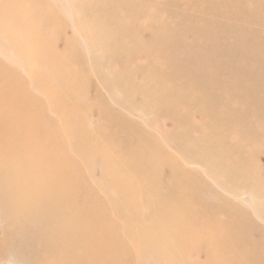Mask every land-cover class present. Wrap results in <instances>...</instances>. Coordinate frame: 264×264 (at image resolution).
<instances>
[{
  "label": "bare ground",
  "instance_id": "bare-ground-1",
  "mask_svg": "<svg viewBox=\"0 0 264 264\" xmlns=\"http://www.w3.org/2000/svg\"><path fill=\"white\" fill-rule=\"evenodd\" d=\"M2 1L6 5L18 6V8H22L25 3L30 2V0H26L27 2L24 0L25 3L21 5V1L17 0L10 2L1 0V3H3ZM114 2L115 0L112 3ZM214 2L231 3L237 8L236 13L243 15L247 20H253L259 16L264 23V0H214ZM68 3H64L65 6H68ZM32 6L33 4L29 8L31 9ZM48 6L50 8V3ZM12 7H9L10 11L14 10ZM65 12L68 15V11L65 10ZM186 12L181 17L184 22L189 20V13L186 14ZM45 18L44 16V18L37 19L44 21ZM50 18H52L51 15ZM63 19L65 20V18ZM117 19H121L119 22H122V16ZM112 20L114 19L111 18L110 21ZM217 21V19L216 21L212 20L203 27L191 25L190 32L196 35L195 43L191 46L185 44L184 40L179 41L178 37L176 40L173 39L167 31L162 32L161 40L164 43L162 50L158 51L169 52L166 48L174 46V49H171L169 54L167 53V56H171L167 57L169 60H161L164 65L175 61L174 59L180 60L179 62L189 59L188 62L194 66L195 74L192 73L191 77L193 82L190 78L187 80L188 91L183 94L185 98L192 99L182 105L188 112H199L201 115L200 124L209 129L200 138H194L190 135L194 124L189 118L186 117L184 121H180L174 116L175 128L181 124L185 125L183 144L169 140L180 152L178 158L166 152L164 149L166 142L163 144L156 142L144 130L150 125L149 119L146 118L147 115L158 111L155 104H162L159 99H149V93H145L147 96L142 94V98L140 97L141 103L136 102L134 100L135 89L139 91L140 86L135 85L133 89L135 94L133 93L128 100H125V95L122 99L117 98L120 89L112 90V94L108 93L109 98L105 96L112 102L117 100L116 106H120L129 114L124 116L120 112H116L114 107H109L106 104V107L100 110L101 118H106L105 120H107V116L111 118L109 125L116 130L115 138L121 144L120 156H122H115L114 182L107 183L111 189L107 190L100 185L107 195L105 202H101L100 196L95 193L92 184L97 181L95 170L78 169L73 161H67L71 151L65 154L61 151L77 141V131L78 138L80 132L89 137L91 131L78 130L81 123H84L85 126L88 125L85 117L76 119L81 111L86 113L85 106L82 108L80 104L73 102L75 105L71 109V103H68V106L65 105L67 109L64 110L67 115L58 119L60 121L49 122L57 128L53 129L54 132H60L58 138L47 133L42 136V132L36 134L39 128L43 129V120L34 118V121L30 118L34 114V105L30 100H27V81L21 84L17 82L16 77L7 78L4 76V73L12 71V68L6 63L13 62L19 66L21 63L17 59L8 58L0 53V56L6 60L3 61L6 66L0 67L1 91L9 98L8 103H0V114L3 115V118L0 117V152L8 153V155H3L0 164L5 165L10 159L27 161V145L36 149L30 153L33 156L29 158L33 165L23 168L19 172L23 179L15 185L19 188L16 192L20 196L19 203L14 197L16 187L9 186L17 180L16 173L8 169L7 177V174L4 173L5 170L0 172V186H6L11 190L9 196L1 198L2 203L8 202L10 206L5 218L8 232L12 227L11 233L18 241V248L27 255L29 264H146L148 259L152 262L151 264H157L161 259H166V264H172L171 251L196 253L199 258L195 264H237L236 257H244L239 264H264V230L262 239L259 242H254L251 233L256 228V224L248 210L251 209L258 220L264 221V202L260 195L258 196L264 191V186L258 187L260 183L254 180L251 174L244 176L251 168L249 158H253L256 154V151L249 152L251 148L255 147L253 143L256 139L252 138L238 124L244 119L241 116L243 113L246 114L245 117L251 116L249 114L260 112L264 106V31H258L257 34H254L256 38L252 39L250 37L252 33L249 30L235 24L223 25ZM104 23L107 25L106 22ZM23 30L27 33L25 29ZM182 31V28L176 29L177 34H182ZM136 32L137 30L134 33L135 36H137ZM43 36L45 38L46 34L43 33ZM41 42L42 47L39 43L34 46L37 55L33 54L31 59L28 57L31 64L34 66H38V63L56 66L57 61L62 63L64 57L39 53L41 48L47 51L45 41ZM70 42L68 41V43ZM82 44L81 46H83ZM49 50L53 53L55 51L51 48ZM155 56L161 59L157 53ZM161 56L162 58L166 57L165 54H161ZM93 61H95V57ZM153 62L155 64V61ZM166 62L167 64H165ZM195 62H201L203 65L197 68ZM153 64L151 67L154 66ZM98 66L96 64L95 68ZM69 67L74 68L73 66ZM22 68H24L23 64ZM122 68L121 70H123ZM149 72L152 75L157 71ZM54 73L52 72V74ZM135 73L137 71L128 70V74ZM80 74L82 75V73ZM45 76V79L50 78L47 74ZM58 76L62 77L59 74ZM64 76L66 77V74ZM195 76L201 81L200 83H196ZM81 78L76 79L80 80ZM126 78L129 81L131 77H123V79ZM148 78L146 76L144 80H149ZM57 79L55 80L57 81ZM146 83H149V86L156 85L150 80ZM65 85L66 90H70L73 86L70 81ZM116 85L118 86V84ZM178 87L179 85L175 88L177 94ZM17 90L24 93L21 100L15 98L14 92ZM60 95L65 94L61 93ZM225 95L227 101L223 99ZM233 98L234 103L237 104L236 111L231 108ZM98 99L104 101L103 97ZM149 101L153 104H147L146 107L142 105ZM68 107L71 109L70 112ZM73 121H78L80 125L74 126ZM109 125L105 127L108 129ZM227 125H231V127ZM230 128L234 129L233 132L224 133L231 131ZM262 132L263 135L257 139L264 140V129ZM32 134L39 137H32ZM62 140L63 144H61ZM242 140L243 142L239 144V141ZM236 142L238 144L234 145ZM39 143L41 145L36 148V144ZM201 147H203L202 151H200ZM152 150L156 151L152 153ZM259 152L264 154V150H259ZM42 154L46 156V163L38 162V159L42 158ZM96 157L94 158L96 159ZM91 163L92 161L86 167ZM183 165H191L195 170L189 172L183 168ZM142 172H152L156 175L147 180ZM129 177H132L130 181L127 180ZM176 177H178L177 180ZM160 179L170 182L173 190L171 194L163 196L157 192L156 182ZM140 182L146 183L143 192H137L134 187L135 183ZM178 187L180 188L178 189ZM195 188L204 194L193 198L191 194L194 195ZM207 194L212 196L211 202L209 200L210 203L207 202ZM225 196L233 200H227ZM192 202L195 204L193 205ZM136 204H142V208L149 211V215L138 219V222L131 221V212L127 210ZM243 204L247 206L245 207ZM220 211L226 213L223 222L217 220ZM114 216L118 218L119 225L117 227L111 225ZM126 226H131L136 231L128 233ZM107 230L110 232L113 230L115 234H109ZM147 230H152L154 235L146 236ZM166 232L172 233L171 237ZM196 235H201L202 238L201 236L196 237ZM124 240L129 244H123L125 247L121 251L119 246ZM233 241L241 244L242 248L233 245ZM184 243L188 245L186 246ZM8 248L10 249V246ZM111 251L114 252L110 254Z\"/></svg>",
  "mask_w": 264,
  "mask_h": 264
},
{
  "label": "rangeland",
  "instance_id": "rangeland-1",
  "mask_svg": "<svg viewBox=\"0 0 264 264\" xmlns=\"http://www.w3.org/2000/svg\"><path fill=\"white\" fill-rule=\"evenodd\" d=\"M5 1L10 2L11 0ZM17 1H21L20 4L23 5V3L27 2L28 0H25V2L24 0ZM41 1L42 0H30V2L28 1L29 3H25V6H22V8H18V6L12 7L6 5L4 1H2L3 3H1L0 0V53L8 58L11 57L17 59L21 63V66L13 62L6 63L12 68V71L4 73V76L7 78L16 77L17 82L21 84L27 81V100H30L34 105V114H32L30 118L34 121V118L43 120V129L39 128L36 134H38V132H42V136L47 133L52 137L58 138L60 132L58 130V132H54L53 129L57 128L52 126L49 122L60 121L58 119L64 118V115H67L64 110L67 109L68 103H71V107L69 106L71 109L75 105L74 103L80 104L82 108H84L85 106L86 113H83L81 111V114L79 115V117H76V119L79 120L80 118L85 117V121L88 125L85 126L84 123H81V127L78 130L87 129L88 132L91 131L89 137L84 136L83 133L80 132V136L78 138L77 131V141L74 142V144L72 143L70 146L65 147V149H62L61 151L63 152V154L71 151L70 155H68L70 157L68 158V160H65H67L68 162L73 161L78 169L95 170L97 181H94L92 184L95 189V193L100 196L99 199L101 200V202H105L107 198V195L101 189V186H104L107 190L111 189V187L108 186L107 183H112L113 176L116 173V170L114 169L116 164L114 162L115 156H122H120L121 144L118 142L117 138H115L116 130L109 125L111 118L109 116H107V120H105L106 118H101L99 115L100 110L108 105L109 107H114L116 112L118 111L124 116L129 115L124 109H121L120 106H116L118 104L116 103L117 100H114L112 102L110 99H107L109 98L108 93L112 94V90L120 89L117 98L122 99L125 95V100H128V98L134 93V85L140 86L139 91L135 89L136 95L134 96V100L136 102L141 103V95L143 94V96H147L148 93L150 95L149 99L160 100V102L162 103L161 105L155 104L158 111L149 113L147 115L146 118L149 119L148 122H150V125L144 130L148 133L149 136H152L156 142H161L162 144L163 142H166V144L164 145V149L166 150V152L176 156L177 158L180 152L175 149V146H173V144L169 140L171 139L174 143L176 141L178 143L181 142L180 144H183V137H185V125L181 124L178 128H175L174 116H176V118L180 121H184L186 117L189 118V120L194 124L193 128L190 130V135L194 138H200L202 135H204V133H207L209 131L207 127H204L200 124L201 115L199 112H188L183 106L192 99L185 98L183 94L188 91L186 86L187 80L190 78V80L192 81L191 77L193 76L192 73H194V66L193 64L188 62L189 59L181 62H179L180 60L177 61L176 59H174L175 61H171V63H169L168 65H164V62L161 60H169L167 57L171 56L167 55L169 54L171 49H174V46L173 48H166L169 50V52L158 51L162 50V44L164 43L161 40L163 38H161V36H163V33L167 31L168 33H170L169 36L173 39L176 40V37H178L179 41L184 40L183 42L185 44H189L191 46L195 43L196 40L195 33L190 32L191 25L203 27L212 20L216 21V19L220 22V24H235L249 30L252 33L250 34V37L252 39L256 38V35L254 34H257L258 31H264V23L261 21L259 16H257L253 20H247L243 17V15L236 13L237 8L233 4L221 2L215 3L214 0H172V2H170V0H115L116 3H112L114 0ZM38 2H40L41 4ZM66 2H69L67 4L68 6H65ZM49 3L51 5L50 8L48 6ZM32 4L34 7L32 6L30 9L29 7ZM131 5L133 8L131 7ZM9 7H12L14 10L10 11ZM36 10L39 12H37ZM65 10L68 11V15ZM69 10H71L70 14ZM50 12L52 13L50 14ZM63 12L65 13V15H63ZM185 12L186 14L189 13V20H187V22L185 21L186 23L181 20L182 14H184ZM59 13L61 15V18H59ZM38 14H40L43 18L44 16L46 17L44 21L43 19L39 20L41 19V17ZM109 14L111 15L109 16ZM47 15L49 16V18ZM50 15L52 16V18H50ZM121 16L122 22H119L121 21V19L117 18H121ZM62 17L65 18V20ZM106 17H108L109 20L106 19ZM111 18H113L114 20L110 21ZM103 22H106L107 25H105V23L103 24ZM123 22H125L126 24ZM121 23L123 24L121 25ZM22 28L25 29L27 33ZM123 28L125 31L122 30ZM177 28L183 29L182 34L176 33ZM120 30L122 32L121 34ZM136 30L137 36H135L134 34ZM116 31L119 33H117ZM129 31L132 34H130ZM43 33L46 34L45 38H43ZM73 35L75 41L73 40ZM43 40L45 41L47 51L41 48V51H39V53L41 52L43 54H53L57 57L61 56V58L64 57V60L62 59V63L61 61H57L56 66H52L49 64L40 65L39 63L38 66H34L33 64H31L30 59L33 57L32 55H37L34 46L36 45V43H39L41 46V41ZM68 41H71V45L70 43H68ZM76 42L80 46H78ZM81 44L83 46H81ZM92 45H94V48L92 47ZM49 48L53 50L55 49L54 53L50 52ZM146 49L150 51H147ZM155 50L158 57H160L161 59L156 58ZM70 51H72V54L76 55H72L71 53H69ZM161 54H165L166 57L162 58ZM87 56L90 58V61ZM186 56L189 58L188 55ZM28 57L30 59H28ZM94 57L95 61H93ZM152 60L155 61V64H153L154 62ZM3 61L6 60L3 59L2 56H0V67L6 66ZM93 63L95 64V66L96 64L97 66L99 65L97 67L99 70L95 68V66H92L94 65ZM22 64L24 68H22ZM83 64L85 68L82 66ZM152 64L154 66L151 67ZM165 64H167V62ZM202 65L203 63L201 62H195V67L197 68H200ZM69 66H73L74 68H71ZM121 68L123 70H121ZM129 68L132 69V71H137V73L128 74V70H130ZM79 69L81 70V72ZM153 70H156L157 72L151 75L149 71L152 72ZM52 72H56L57 74L54 73V75L52 74ZM40 73L41 75H38ZM80 73H82V75ZM45 74H47V76L50 78L45 79ZM58 74L62 75V77L58 76ZM65 74L66 77L64 76ZM121 76H123L124 78H131L128 81V78L123 79V77L121 78ZM146 76L149 77L148 79L151 82H155L156 85L149 86V83H146L149 82V80H144ZM71 77L73 78L72 80ZM80 77H82L80 80L76 79ZM56 78H58L57 81L55 80ZM195 79L196 83L201 82L196 76ZM68 81L73 84L70 90H66L65 84H68ZM122 81H124L123 84H121ZM115 82L116 84H118V86L116 84H113ZM103 84L105 85V87ZM110 84L113 86H111ZM126 85L128 87L129 85H132L133 87L130 86L128 89ZM177 85H179L177 89L178 94L175 91ZM144 88H146L147 90ZM14 93L15 98H19V100L24 97V93L20 90H17ZM61 93H64L65 95H60ZM99 93L101 96L98 95ZM129 93H131V95H128ZM99 97H103L104 101H99ZM223 99L227 101V96L225 95ZM8 102L9 98L1 91L0 85V103L5 104ZM147 104L149 105L153 103L151 101H149L148 103H142L144 107H146ZM231 104V108L233 109V111H236L237 104L234 103V98ZM69 107L68 110L70 112L71 109ZM245 112L247 113L248 110L246 109ZM249 115L251 116L245 117L246 114L243 113L241 116H243L244 119L238 122V124H240L252 138L256 139L253 143L255 147L249 150V152L256 151V154L253 158H249V160L251 161V168L248 169L247 173H245L244 176L251 174L253 176V179L260 183L258 187H262L264 186V154L259 152V150H264V140H260L257 138L263 135L262 130L264 129V106H262L260 112L251 113ZM0 117L3 118V115L0 114ZM73 125L79 126L80 123L78 121H73ZM108 125L109 128L107 129L106 127ZM227 126L231 127V125ZM230 129L231 131L224 133L229 134L233 132L234 129ZM36 134H32L31 136L39 137ZM168 135H170V137H168ZM59 140L61 139L59 138ZM240 142H243V140L239 141V144ZM63 143L64 141L62 140L61 144ZM237 144L238 143L236 142L234 145ZM39 145L41 144H36V148H38ZM201 148L202 149L200 151L203 150V147ZM34 150L36 149L30 147V145H27V161L10 159V161L5 165L3 163L0 164L2 165L0 166V172H2V170H5L4 173L7 174V177L8 169L16 173L17 180L9 186L15 188L16 183L23 180L20 177L19 172L21 169L28 168L30 167V165H33L32 161L29 158L33 156V154L30 153ZM155 151L156 150H152V153H154ZM5 154L8 155V153L3 154V152H0V160L3 159V155ZM94 157H96V159ZM46 161V156L43 154L42 158L38 159L39 163H46ZM90 161H92V163L88 167H86L87 164L90 163ZM62 165H64V163H62ZM183 168L189 172L195 170V168H192L191 165H183ZM142 173L147 180H150L154 175H156L152 172ZM244 178L249 179L247 177ZM131 179L132 177L127 178L128 181H130ZM175 179L177 180L178 177H176ZM145 184V182L135 183L134 187L137 192H143L145 191ZM0 187V264H29L27 255L20 248H18V241L13 237V233H11L13 231L12 227L8 232V225L7 221L5 220L6 213L10 209V206L8 202L2 203L1 198L2 196H9L11 194V190H9L6 186ZM156 188L157 192L163 196H167L173 191L170 182L167 180H158L156 182ZM179 188L180 187H178V189ZM174 189L177 190V188L175 187ZM18 190L19 188L16 187L14 197L19 203L20 196L16 194ZM201 194H204V192L196 190L195 188V193L194 195L191 194V196L195 198L200 196ZM259 195L262 202H264V191H262L261 194H258V196ZM206 197L208 198V200L206 198L207 202L210 203L212 200V196H209V194H207ZM225 197L227 198V200H233L228 196ZM192 204L194 205L195 202H192ZM243 205H245V207L247 206L246 204ZM127 210L131 212V221L135 222H138V219H141L143 216L149 215V211L146 208H142V204H136L133 207L128 208ZM248 210L251 213L253 222L256 224V228L251 233L252 240L254 242H259L262 239L264 221L258 220L255 217L253 211L251 209ZM225 218L226 213L224 211H220V213L217 215V220L219 222H223ZM111 225L113 227H117L119 225L118 218L116 216L112 218ZM126 228H128V233H133L134 231H136L131 226H126ZM130 230L131 232H129ZM152 230H147L146 236L154 235V232ZM107 232L109 234H115L113 230L112 232L107 230ZM9 233L11 234L9 235ZM166 233L171 237L172 233ZM198 236L200 237L201 235H196V237ZM123 244L128 245L129 243L124 240L119 246V250L121 251L125 247ZM184 245L187 246L188 244L184 243ZM233 245H238L239 248H242L241 244L236 241H233ZM8 246H10V249L8 248ZM113 252L114 251H111L110 254H112ZM198 258V255L194 252L178 253L176 251H171L170 253L172 264H188L190 262L195 264ZM243 259L244 257H236V261H234L239 264L243 261ZM147 262L148 263H145H152L149 259ZM157 264H166V259L158 260Z\"/></svg>",
  "mask_w": 264,
  "mask_h": 264
}]
</instances>
